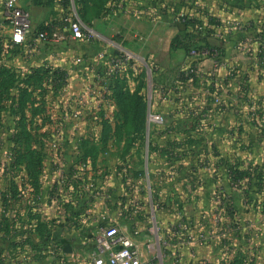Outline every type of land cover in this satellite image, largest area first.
I'll return each mask as SVG.
<instances>
[{
    "label": "rangeland",
    "instance_id": "374dc122",
    "mask_svg": "<svg viewBox=\"0 0 264 264\" xmlns=\"http://www.w3.org/2000/svg\"><path fill=\"white\" fill-rule=\"evenodd\" d=\"M140 1L60 0V33L74 22L84 32L66 39L77 48L66 65L34 59V37L15 44L0 28V244L17 261L20 246L4 240L19 227V259L33 264L29 239L41 238L42 222L55 236L42 264H110L121 236L136 242L139 264H264V173L254 165L264 162L263 98L217 80L224 59L264 74V61L251 65L264 59V1L218 2L231 10L222 19L207 0H150L185 28L176 36L190 50L177 65L130 44ZM213 27L227 52L208 43ZM36 210L54 221L36 222Z\"/></svg>",
    "mask_w": 264,
    "mask_h": 264
},
{
    "label": "crops",
    "instance_id": "0c3cea01",
    "mask_svg": "<svg viewBox=\"0 0 264 264\" xmlns=\"http://www.w3.org/2000/svg\"><path fill=\"white\" fill-rule=\"evenodd\" d=\"M173 1H175L174 3H177V1L179 0H173ZM207 1L209 5L211 4L217 5V7L214 8L215 10V12H213L214 15L218 17L221 16L222 19L223 18L227 19V15H229L228 13L231 10L230 9L225 10L226 8L221 10L220 7H218L219 6L218 2H223L224 0H207ZM258 1H264V0H258ZM164 2H166V0H164ZM226 3H232V0H226ZM21 4H23L30 11L32 34L35 36L36 34L35 31L37 32L40 29H45L48 35V39L44 41H41L39 38L36 37L33 38L35 44L29 48V50L31 51L30 56H33L34 59H41V61L42 59L51 60L52 62L58 63V65H66L71 63L74 59V56H76V51H77L76 44H74L72 39H68L62 42L57 41L55 39L56 34L61 32V27H62L60 25L58 26V21H59L58 19L59 17H61V11H62L60 0H57L55 3H47L46 1L38 2L36 0H22ZM139 4L140 6L137 8V10H134L133 13L130 14V44H135V43L142 44V49H141L142 58L143 57L146 58V56H144L143 54L146 47L152 45V47L154 48L153 51L155 52L154 55H156L155 57L167 58L169 60L170 65L183 64L188 58V54L184 49L174 48L172 46V41L177 34H180V32L182 33L185 30V28H183L184 26L176 24L173 17L167 15L165 12L162 11L163 8H161V5L159 3L157 5H154L153 3H151L150 0H141ZM262 7L263 6L259 8L262 10ZM235 10H238L239 12L243 11L241 5L239 6V8L238 7L235 8ZM167 19H170L171 24H167ZM215 27H213L214 30H210L208 35L206 36L208 43L210 45H214V46L216 45L218 47H222L223 50L224 51L226 50L227 52L228 40L225 37L224 31L221 28L220 30L218 29V27L217 28ZM0 28L2 30L3 35H7V37H11L10 26L7 22H4L1 9H0ZM148 50H150V47L146 49V51ZM78 51H80V47L78 48ZM82 51L86 52L87 51L86 47H84ZM15 58H16L15 61L17 62L19 59L16 56ZM263 61L264 59L258 58V62H252L255 64H251V65L254 67L257 65V63H259V65H262ZM223 63L224 66L231 65V66H235L237 69H235V72H233L232 74L230 73L232 70L230 66L227 70L228 73L223 74L220 77L217 76L218 78L217 80L220 82L228 80L230 84H238L236 91L238 92V96L240 97L242 96L241 93L243 92L241 90L242 89L241 85L242 84L247 85V83H249L251 85V88L255 89L254 91L255 96L258 95L259 98H263V101L260 104H258V110L260 115L262 116V120H264V90L263 91L259 90L260 87L258 88V86L256 85V84H262V87H264V74L248 76L243 71V66H245L246 62L243 63L239 59H233V60L224 59ZM204 65H207L208 67H212L215 69L220 67V64L215 65L214 60L210 58L206 59ZM230 89L231 87L228 88V91ZM233 90L235 91V89ZM262 136L264 137V134H262ZM262 141L264 142V138ZM262 157H263L262 161H264V155ZM243 163H245V165L247 166L245 168H248L249 165L246 164L247 162L244 161ZM254 165L258 168L260 166L262 172L264 173V162H260L259 164L257 162ZM21 193L22 191L18 189V194L21 195ZM41 205L43 206V200L38 199L37 202L35 203V208L37 209ZM45 205L47 208H50V206L54 205V201L47 198ZM62 205H63L62 209L64 210V201ZM36 212H38V210H36ZM38 214L39 215L38 217H36L37 219L36 222L40 220V221H45L48 224L49 222L54 221L53 220L54 216H50V217L46 216L45 218L39 212ZM62 223H63L62 225L64 226V218H62ZM54 237H55L54 230L52 228L51 232H49V234H46V237L44 239L38 237L36 241L33 240L35 246H33L32 249H34V252H36L32 254L33 264H42V258L45 257V256H40L39 248L42 249L43 247H45L46 249H49V244H50L51 251L54 252ZM21 254L22 252L18 255L20 256ZM18 255L16 256V259L20 261ZM22 263L24 262L20 261V264Z\"/></svg>",
    "mask_w": 264,
    "mask_h": 264
},
{
    "label": "built area",
    "instance_id": "2783aa9c",
    "mask_svg": "<svg viewBox=\"0 0 264 264\" xmlns=\"http://www.w3.org/2000/svg\"><path fill=\"white\" fill-rule=\"evenodd\" d=\"M22 0H0V9L4 20L9 24L11 30V39L15 44H26L31 37L46 39V33L35 31V36L31 31L30 11L23 4ZM84 32L78 22L70 26V31L59 34L60 40L67 38H82ZM115 242L118 247L110 254V264H139L140 251L134 240L129 236L118 237ZM102 259L98 263H102Z\"/></svg>",
    "mask_w": 264,
    "mask_h": 264
},
{
    "label": "trees",
    "instance_id": "16d2710c",
    "mask_svg": "<svg viewBox=\"0 0 264 264\" xmlns=\"http://www.w3.org/2000/svg\"><path fill=\"white\" fill-rule=\"evenodd\" d=\"M188 24H195V23H198L197 20H191V18H188L187 20ZM38 31H41V32H45L46 33V36L47 35V32L45 29H40ZM172 46L176 49H184L186 51L190 50V44H186V42H183L180 37L176 36L173 41H172ZM18 139H20V136L17 137ZM238 164V163H237ZM236 167V166H235ZM236 172H238V169L236 168L235 169ZM14 199L16 198V196H18V187L17 185L15 184V188H14ZM18 199V198H17ZM16 199V201H17ZM6 201L7 203H9L10 205H12V202H9L11 201L9 197H6ZM32 216L34 218L37 217V214H32ZM15 226H16V223H15ZM40 226V227H39ZM45 224L44 223H39L38 222V227L41 228L40 229V232L38 233L39 236L44 239V237L46 236V234H49L50 232V229L47 227L46 229H42L43 227L45 228ZM22 229H19V227H16L14 230H12V227L10 226V224L7 226L6 228V232H7V238L5 237V242H7V244L9 245L10 248H13L15 247L16 249L18 248V246H20V250L18 249L17 251H15V255L17 256L18 254L21 253L22 249H23V246L25 244V240L22 241L19 236H22V234H24L25 232L21 231ZM33 230H38L37 228L35 229H32V232L33 233ZM39 231V230H38ZM20 239V240H19ZM30 242H31V245H32V248L34 245L33 243V240L32 238L29 239ZM39 248V247H38ZM70 247L67 246L66 249H69ZM39 250H41V248H39ZM9 254L10 252L7 251V249L3 246V244H0V264H20V261L17 260V261H13L12 259H9ZM13 261V262H12Z\"/></svg>",
    "mask_w": 264,
    "mask_h": 264
}]
</instances>
